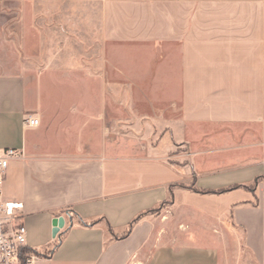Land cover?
<instances>
[{
  "label": "crops",
  "instance_id": "0c3cea01",
  "mask_svg": "<svg viewBox=\"0 0 264 264\" xmlns=\"http://www.w3.org/2000/svg\"><path fill=\"white\" fill-rule=\"evenodd\" d=\"M2 148L29 264H264V0H0Z\"/></svg>",
  "mask_w": 264,
  "mask_h": 264
},
{
  "label": "rangeland",
  "instance_id": "374dc122",
  "mask_svg": "<svg viewBox=\"0 0 264 264\" xmlns=\"http://www.w3.org/2000/svg\"><path fill=\"white\" fill-rule=\"evenodd\" d=\"M10 7H13V10H18L16 3H10ZM83 7H85V4L74 3L73 1L52 4L49 8V14L54 15L59 13L56 15H58V20L61 22H64V20L67 18H72V20L64 22L67 35H60V32H58L56 29H52V32H50L51 34L47 33L46 41L48 44H51L52 42L59 43L66 40V37H70L66 41L71 42V45L74 48L73 53H77L79 61L83 60L84 63H87V59L90 58L89 56L92 57V55H95L96 53L98 54V51H100L102 45L98 33L97 16L94 17L95 23L90 20L88 21V24L86 22V10ZM63 15V18L66 16L65 19L62 18ZM228 247L229 251L231 252L232 259L234 260L232 264H237L234 254L237 251L240 255L239 264H255L250 258L249 253L240 249V246L238 247L235 244H229Z\"/></svg>",
  "mask_w": 264,
  "mask_h": 264
},
{
  "label": "built area",
  "instance_id": "2783aa9c",
  "mask_svg": "<svg viewBox=\"0 0 264 264\" xmlns=\"http://www.w3.org/2000/svg\"><path fill=\"white\" fill-rule=\"evenodd\" d=\"M24 121L32 126L38 124L33 117ZM20 155L14 148L0 149V264H29L36 257L27 250V229L21 221L23 203L2 195L8 163Z\"/></svg>",
  "mask_w": 264,
  "mask_h": 264
},
{
  "label": "trees",
  "instance_id": "16d2710c",
  "mask_svg": "<svg viewBox=\"0 0 264 264\" xmlns=\"http://www.w3.org/2000/svg\"><path fill=\"white\" fill-rule=\"evenodd\" d=\"M235 187H239V186H229V187H226V188H221V189H217V190H211V191H205V190H200V189H197V188H193L194 191L196 192H212V193H221V192H224V191H227V190H230V189H233ZM247 187H251V186H247ZM28 252H32V253H36L37 255H42L40 252L36 251V250H31V249H27ZM45 254V253H44ZM43 254V255H44ZM21 264H25L24 262H22Z\"/></svg>",
  "mask_w": 264,
  "mask_h": 264
},
{
  "label": "water",
  "instance_id": "95a60500",
  "mask_svg": "<svg viewBox=\"0 0 264 264\" xmlns=\"http://www.w3.org/2000/svg\"><path fill=\"white\" fill-rule=\"evenodd\" d=\"M63 225V218L59 217L53 221L52 235L55 236L59 228Z\"/></svg>",
  "mask_w": 264,
  "mask_h": 264
}]
</instances>
